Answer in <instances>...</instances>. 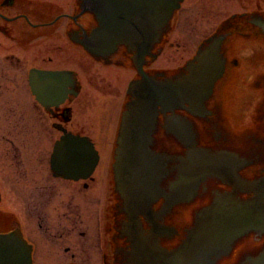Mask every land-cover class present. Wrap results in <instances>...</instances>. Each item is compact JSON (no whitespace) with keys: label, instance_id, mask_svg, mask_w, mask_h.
I'll return each mask as SVG.
<instances>
[{"label":"flooded vegetation","instance_id":"1","mask_svg":"<svg viewBox=\"0 0 264 264\" xmlns=\"http://www.w3.org/2000/svg\"><path fill=\"white\" fill-rule=\"evenodd\" d=\"M141 69L167 99L126 127ZM65 135L98 152L88 178L52 168ZM120 144L145 147L119 164ZM257 183L264 0H0V234L20 232L33 264H264L255 231L179 251Z\"/></svg>","mask_w":264,"mask_h":264},{"label":"water","instance_id":"2","mask_svg":"<svg viewBox=\"0 0 264 264\" xmlns=\"http://www.w3.org/2000/svg\"><path fill=\"white\" fill-rule=\"evenodd\" d=\"M156 20L158 24L153 23L157 28L155 35L158 36L160 34L158 26L161 25L165 18L157 17ZM143 23L146 24L148 22L142 21L141 24ZM32 74L33 76L38 75L36 71ZM140 74L143 76V81L136 85L137 88H134L135 100L128 104L125 119H123L126 127L130 123H134V118L138 120L139 116H142L145 111H155L158 106H164L167 99L166 86L162 82L147 78L142 69ZM172 90L175 91V89ZM170 98V101L175 100V93L171 94ZM144 147L143 144H120L116 150L117 157L115 161L120 162L119 164H133L134 158L140 154L139 149ZM120 156L123 158H120ZM124 157L126 158L125 160ZM97 158L98 152L88 139L80 136L65 135L54 146L51 164L55 171L66 178L74 180L86 179L94 172ZM257 185L259 186L257 198L243 209L238 207L237 210L242 212V214H236L234 221L232 220L233 216L231 218L227 217L226 220L231 219V223L227 224V221V223L222 221L218 226H208V230H203L204 227L196 223L189 230V237L179 251H196L198 248L207 249L212 242L215 244L217 242L216 239H220L218 235L233 238L249 231L264 233V183L262 185L257 183ZM214 227H216V231H214ZM176 254L179 256L178 252ZM30 255L31 247L26 243L20 232L0 234V264H33Z\"/></svg>","mask_w":264,"mask_h":264},{"label":"rangeland","instance_id":"3","mask_svg":"<svg viewBox=\"0 0 264 264\" xmlns=\"http://www.w3.org/2000/svg\"><path fill=\"white\" fill-rule=\"evenodd\" d=\"M219 18L215 19L218 21ZM208 19L205 18L203 20V27H208ZM165 54L162 56V58L160 60L157 61L156 66L157 67H164L165 66ZM97 150L101 153L102 155V159H103V170L106 167V164L108 163V160L110 158V154H111V150H112V146H110L109 144H104L103 142L97 145Z\"/></svg>","mask_w":264,"mask_h":264}]
</instances>
